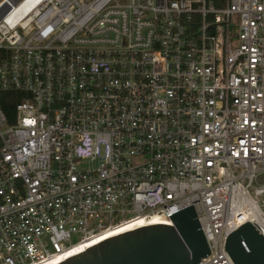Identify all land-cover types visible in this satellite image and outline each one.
Here are the masks:
<instances>
[{
	"label": "built area",
	"instance_id": "1",
	"mask_svg": "<svg viewBox=\"0 0 264 264\" xmlns=\"http://www.w3.org/2000/svg\"><path fill=\"white\" fill-rule=\"evenodd\" d=\"M262 175L264 0H0V264L191 206L233 264Z\"/></svg>",
	"mask_w": 264,
	"mask_h": 264
},
{
	"label": "water",
	"instance_id": "2",
	"mask_svg": "<svg viewBox=\"0 0 264 264\" xmlns=\"http://www.w3.org/2000/svg\"><path fill=\"white\" fill-rule=\"evenodd\" d=\"M168 217L171 222L108 239L60 264H199L210 255L193 206ZM263 237L245 223L226 239L225 251L233 264H264Z\"/></svg>",
	"mask_w": 264,
	"mask_h": 264
},
{
	"label": "bare ground",
	"instance_id": "3",
	"mask_svg": "<svg viewBox=\"0 0 264 264\" xmlns=\"http://www.w3.org/2000/svg\"><path fill=\"white\" fill-rule=\"evenodd\" d=\"M242 218H243V221L239 220L240 224L247 222V223H252L253 225H255L256 215H255V209L253 208V206H249L248 210L244 211L242 213ZM168 222L169 221L166 218H162L160 216H154L149 221L144 220V219H138V220L134 221L133 224H131V225L128 224V226L122 228L121 230H118V231L113 230L114 232L109 231V232H106L105 234H102L98 237L90 239L89 241H87V243H88L87 246H91L100 240L110 238V237H112L118 233H121V231H126V229H127V231H131V230H134L136 228H145V227L155 226L158 224H163V223H168ZM240 224H237V225H240ZM132 227H134V228H132ZM67 255L71 256L73 254L67 253V254L63 255L62 257H60L59 259H63L65 257H67ZM59 259H57V260H59Z\"/></svg>",
	"mask_w": 264,
	"mask_h": 264
},
{
	"label": "trees",
	"instance_id": "4",
	"mask_svg": "<svg viewBox=\"0 0 264 264\" xmlns=\"http://www.w3.org/2000/svg\"><path fill=\"white\" fill-rule=\"evenodd\" d=\"M10 96H11L10 94H4L1 99L2 109L4 110L9 120H11L13 117V108L14 105L16 104V102L14 103L9 99Z\"/></svg>",
	"mask_w": 264,
	"mask_h": 264
},
{
	"label": "rangeland",
	"instance_id": "5",
	"mask_svg": "<svg viewBox=\"0 0 264 264\" xmlns=\"http://www.w3.org/2000/svg\"><path fill=\"white\" fill-rule=\"evenodd\" d=\"M261 178L263 179V182H264V175H262ZM76 241H77L76 237H74V238L71 240L72 243H75Z\"/></svg>",
	"mask_w": 264,
	"mask_h": 264
}]
</instances>
